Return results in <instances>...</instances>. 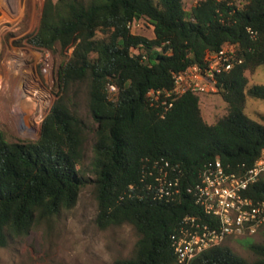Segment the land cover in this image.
<instances>
[{
  "label": "trees",
  "instance_id": "16d2710c",
  "mask_svg": "<svg viewBox=\"0 0 264 264\" xmlns=\"http://www.w3.org/2000/svg\"><path fill=\"white\" fill-rule=\"evenodd\" d=\"M140 19L152 26V37L131 31ZM27 41L49 51L58 44L66 58L39 137L9 141L0 131V247L71 208L91 185L97 226L126 223L138 234L132 256L115 264H178L170 236L184 216H202L186 188L203 165L219 159L248 167L264 148V115L257 121L245 112L247 97L264 100V85L249 86L245 75L264 65V0H197L189 10L183 0H43ZM230 44L241 62L214 77L227 104L222 116L207 123L199 95L190 91L167 110L150 105L148 90L171 89L174 73L204 65L206 53ZM80 87L92 125L77 114ZM156 161L175 167L169 177L179 175L180 191L168 200L147 189ZM263 193L264 178L253 186L255 197ZM260 231L262 241L248 244L252 260L222 244L189 264H264V225Z\"/></svg>",
  "mask_w": 264,
  "mask_h": 264
},
{
  "label": "rangeland",
  "instance_id": "374dc122",
  "mask_svg": "<svg viewBox=\"0 0 264 264\" xmlns=\"http://www.w3.org/2000/svg\"><path fill=\"white\" fill-rule=\"evenodd\" d=\"M196 1L183 0L184 9L189 10ZM42 4L43 0H0V131L9 141L39 137L41 122L56 98V70L66 58L58 44L54 51H49L35 48L27 41L38 27ZM131 27L134 33L153 36L152 26L146 19H140ZM20 54L21 63H17ZM245 75L249 86L264 85V65ZM26 83L28 88L23 87ZM21 89L28 92L31 102H41V107L30 109L29 101L24 100L20 109L17 94ZM76 94L77 114L92 125L85 89L80 87ZM198 95L201 115L207 123L226 112L227 104L217 91ZM245 112L250 118L262 121L264 100L247 97ZM91 144L92 134L89 133L83 159L85 170L90 166ZM95 215L93 188L88 185L80 190L71 208L62 209L49 221L34 225L24 235L8 237L6 246L0 247V264H115L119 258L131 257L138 238L136 230L126 223L101 229L95 223ZM262 239V231H259L251 237L228 239L224 245L252 260L254 255L248 244Z\"/></svg>",
  "mask_w": 264,
  "mask_h": 264
},
{
  "label": "built area",
  "instance_id": "2783aa9c",
  "mask_svg": "<svg viewBox=\"0 0 264 264\" xmlns=\"http://www.w3.org/2000/svg\"><path fill=\"white\" fill-rule=\"evenodd\" d=\"M240 62L236 46L225 45L216 52L206 53L204 65L193 64L174 73L171 89H150L146 96L150 105L167 110L184 92H216L215 75ZM108 88L110 92L116 91L114 85ZM169 167L166 161L163 164L156 161L147 171L153 178L146 184L147 189L153 190L154 198L168 200L180 191L179 175L169 177ZM170 169L175 170V167ZM263 178L264 148L248 167L223 164L219 159L205 163L198 181L186 188L193 193L202 216H184L170 236L177 263L189 264L197 255L228 239L251 237L259 232L264 225V198L253 195V186Z\"/></svg>",
  "mask_w": 264,
  "mask_h": 264
},
{
  "label": "bare ground",
  "instance_id": "6f19581e",
  "mask_svg": "<svg viewBox=\"0 0 264 264\" xmlns=\"http://www.w3.org/2000/svg\"><path fill=\"white\" fill-rule=\"evenodd\" d=\"M15 1V0H14ZM19 13V12H18ZM3 20V19H2ZM12 58V57H11ZM17 60H18V62L17 63H21V54H20V57H18L17 58ZM24 60V59H23ZM23 66V64H21V67ZM27 71V70H26ZM21 73H24V72H22L21 71ZM23 75H25V74H23ZM26 76H29V75H26ZM23 79V78H22ZM29 81V80H28ZM30 82V81H29ZM22 83H24V82H22ZM22 83H21V85H22ZM28 83V82H27ZM27 83L26 84H24V88H28L29 86L27 85ZM22 87V86H21ZM31 89H32V86H31ZM19 90V89H18ZM27 93L28 92H26V90H23V89H21L20 91H19V94H17V95H19V107H20V109H21V106L23 105V101L24 100H27V101H29L28 102V107L30 108V109H32L33 107L34 108H36V107H38V108H40L41 107V102H38V100H36L34 103L33 102H31V99L27 96ZM35 100V99H34ZM40 101V100H39ZM18 102V101H17ZM17 107V106H16ZM23 110V109H22Z\"/></svg>",
  "mask_w": 264,
  "mask_h": 264
},
{
  "label": "water",
  "instance_id": "95a60500",
  "mask_svg": "<svg viewBox=\"0 0 264 264\" xmlns=\"http://www.w3.org/2000/svg\"><path fill=\"white\" fill-rule=\"evenodd\" d=\"M264 194V193H263Z\"/></svg>",
  "mask_w": 264,
  "mask_h": 264
}]
</instances>
